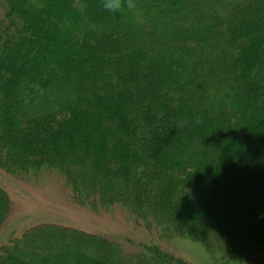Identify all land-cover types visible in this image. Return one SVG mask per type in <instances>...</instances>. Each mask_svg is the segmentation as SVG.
<instances>
[{"label": "trees", "instance_id": "1", "mask_svg": "<svg viewBox=\"0 0 264 264\" xmlns=\"http://www.w3.org/2000/svg\"><path fill=\"white\" fill-rule=\"evenodd\" d=\"M1 0L0 169L57 171L146 242L40 226L0 264H264V0ZM10 199L0 189V227ZM164 245V246H163Z\"/></svg>", "mask_w": 264, "mask_h": 264}, {"label": "rangeland", "instance_id": "2", "mask_svg": "<svg viewBox=\"0 0 264 264\" xmlns=\"http://www.w3.org/2000/svg\"><path fill=\"white\" fill-rule=\"evenodd\" d=\"M1 5L0 0V16ZM0 189L10 199L9 214L0 227V256L30 230L46 225L116 241L125 255L137 252L138 244L151 237L120 206L94 209L88 204L78 203L64 177L57 171L43 170L36 177H16L0 169ZM169 250L190 264H206L208 260L203 243L191 239L172 240Z\"/></svg>", "mask_w": 264, "mask_h": 264}, {"label": "clouds", "instance_id": "3", "mask_svg": "<svg viewBox=\"0 0 264 264\" xmlns=\"http://www.w3.org/2000/svg\"><path fill=\"white\" fill-rule=\"evenodd\" d=\"M102 6L109 12H116L121 9V0H101ZM127 6L132 8L134 5L132 0H128Z\"/></svg>", "mask_w": 264, "mask_h": 264}]
</instances>
